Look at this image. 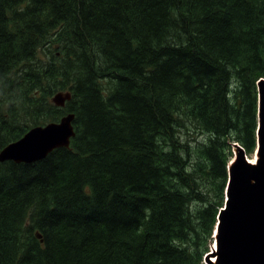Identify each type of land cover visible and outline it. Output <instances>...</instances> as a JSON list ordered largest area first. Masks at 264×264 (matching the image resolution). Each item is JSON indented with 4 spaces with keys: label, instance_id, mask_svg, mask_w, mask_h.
I'll use <instances>...</instances> for the list:
<instances>
[{
    "label": "trees",
    "instance_id": "1",
    "mask_svg": "<svg viewBox=\"0 0 264 264\" xmlns=\"http://www.w3.org/2000/svg\"><path fill=\"white\" fill-rule=\"evenodd\" d=\"M259 76L264 0H0V150L66 112L75 129L68 148L0 162V264H200L227 132L253 149ZM185 110L209 144L191 172L190 155L157 153Z\"/></svg>",
    "mask_w": 264,
    "mask_h": 264
},
{
    "label": "water",
    "instance_id": "2",
    "mask_svg": "<svg viewBox=\"0 0 264 264\" xmlns=\"http://www.w3.org/2000/svg\"><path fill=\"white\" fill-rule=\"evenodd\" d=\"M62 95L56 94L53 101L62 104L58 101ZM69 97V93H64V98ZM72 120L73 115H68L59 122L29 129L18 140L0 150V161L32 162L44 158L57 147H67L70 137L74 135ZM258 136L256 164L246 162L242 149L236 154L241 161L239 159L233 165L236 174L232 181L229 180L226 208L219 215L220 224L215 236L216 251L211 254L216 259L209 260L208 264H264V193L258 195L256 205L241 200L252 191L257 194L259 190L264 192V85Z\"/></svg>",
    "mask_w": 264,
    "mask_h": 264
},
{
    "label": "rangeland",
    "instance_id": "3",
    "mask_svg": "<svg viewBox=\"0 0 264 264\" xmlns=\"http://www.w3.org/2000/svg\"><path fill=\"white\" fill-rule=\"evenodd\" d=\"M19 15L22 16L23 13H19ZM22 23L28 24L29 18L24 19L22 21ZM2 35L5 36V33L3 32ZM33 36H34V32L30 33V34H26V38H24V44H26L29 40H31L33 38ZM158 39L161 42L159 48L162 49L165 46V40L167 39V37L164 35L163 32H161L158 35ZM17 51L18 50H16L15 54L17 53ZM186 64L187 65L189 64V66L190 65L194 66L193 63L186 62ZM70 75H71V71L65 75L60 76L58 78V80L54 79L48 83L51 84L54 81H63V82L69 83L70 82ZM135 80H137V79H134V81ZM16 96H18L19 98L17 100H14L15 96H13L12 100H14L18 103H21V98L23 97V92L21 93V91H20L19 95H16ZM120 98H121V100H124V98H126V95H123ZM14 118H15L16 122L22 123L24 121V118H22L21 116H19L17 114L14 116ZM173 118L179 122L180 127L177 128L172 142L169 145H159L158 146L159 149L157 150V152H158V154L161 152H169V153H171L172 156H175L176 158H180L182 161H185L186 156L190 155V157H188V160L190 163L189 164L187 163L188 166L183 165V169H184V172H191L193 169L192 165L195 162L194 149H195L196 145L199 144L198 141H200V142L206 141L205 135H200L201 128H194L192 125H190V123H189L190 119H189L187 110H185L184 113H182L181 111H176L173 114ZM0 124L3 126H8L9 118H0ZM224 142H225L224 147H225V151H226V148L229 144H231V141L228 140V138H226L224 140ZM253 154H254V149L252 150L251 153H247L248 158H251ZM227 160H228V153H227ZM183 174H185V173H183ZM177 184L184 185L185 183L182 182L180 179H178ZM211 184H213V186L217 187V183L212 182ZM209 186H210V184H209ZM201 190H203V188ZM216 191H217V188L215 190V197H216ZM210 202H214V201L210 200ZM210 239L212 242V236ZM208 242H209V239H208ZM202 263H203V257L201 260V264Z\"/></svg>",
    "mask_w": 264,
    "mask_h": 264
},
{
    "label": "bare ground",
    "instance_id": "4",
    "mask_svg": "<svg viewBox=\"0 0 264 264\" xmlns=\"http://www.w3.org/2000/svg\"><path fill=\"white\" fill-rule=\"evenodd\" d=\"M42 144V143H41ZM42 153V152H41ZM17 154V153H16ZM38 154H40V153H38ZM19 156H21V155H19ZM23 157V156H22ZM25 157V156H24ZM28 157V156H27ZM25 159V158H24ZM240 158H235L234 160H233V162L227 167V180H233L234 178H235V174H236V171H235V169L236 168H233V165H234V163L235 162H237L238 160H239ZM240 161H241V159H240ZM239 163H241V162H239ZM238 163V164H239ZM254 190V189H253ZM254 191H256V189L254 190ZM263 191V190H262ZM262 191H258L259 192V194H257V192H251L248 196H246V197H244V198H242L241 200L242 201H247V202H249L251 205H256L257 204V198H258V195H260V193H264V192H262ZM261 199H262V197H261ZM260 199V200H261ZM259 200V201H260ZM212 248H214V247H212Z\"/></svg>",
    "mask_w": 264,
    "mask_h": 264
}]
</instances>
